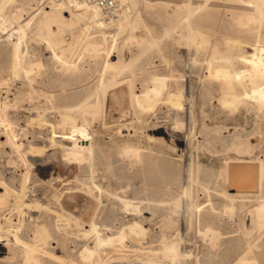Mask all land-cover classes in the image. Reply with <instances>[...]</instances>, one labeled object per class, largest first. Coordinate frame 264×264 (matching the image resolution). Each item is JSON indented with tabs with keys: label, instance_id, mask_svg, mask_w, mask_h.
Instances as JSON below:
<instances>
[{
	"label": "rangeland",
	"instance_id": "1",
	"mask_svg": "<svg viewBox=\"0 0 264 264\" xmlns=\"http://www.w3.org/2000/svg\"><path fill=\"white\" fill-rule=\"evenodd\" d=\"M51 1L6 0L3 5L12 25L0 33V91L5 90L7 100L1 108L19 144L23 143L25 157L6 142L0 124V183L5 185L0 184V234L12 241L5 218L13 216L11 221L23 242L13 243L12 258L0 264H99L110 256L141 261L154 251L158 252L155 259L165 260L160 253L162 235L166 242L176 241L177 264L212 263L215 256L213 264H236L240 258L264 264V229L254 226L250 212L259 198L236 199L231 212L227 210L231 202L222 196L225 158L264 161V108L242 98L249 81L242 80L240 86L230 76L252 66L253 48L264 53V20L248 27L239 25L238 17L251 13L241 9L239 0H129L136 20L120 29L113 44L103 42L102 34L87 19L74 27L55 24L51 28L55 31L48 35L39 23ZM252 29L257 32L251 33ZM193 31L205 34L207 42L186 41ZM45 35L54 42V49L46 45ZM19 44L24 55L14 75L11 56L2 57L1 51ZM52 52L61 58L54 59ZM106 60L115 68L106 67ZM37 64L41 65L23 75L24 69ZM154 78H165V86L151 102L152 108L142 110L137 101L146 104ZM92 105H99L95 114L85 110ZM63 114L76 118L82 126L67 133L58 124ZM35 116L45 125H38ZM32 118L37 122L30 124ZM258 128L261 134L249 136ZM226 129L237 130L243 141L248 139L257 146L240 154L219 150L223 145L214 140L223 141ZM35 145L43 147L40 157L30 156L29 148ZM68 147L80 150L82 162L64 158ZM25 159L33 164L42 160L46 166L27 169ZM4 187L9 193L2 199ZM262 193L264 196V186ZM131 197L138 211L125 210L121 199ZM132 220L144 227L141 236L128 237L123 246L104 248L98 261L88 262L80 256L83 247L95 244L97 235L104 237ZM207 227L221 236H203ZM30 245L48 254L31 250ZM4 255L0 249V257Z\"/></svg>",
	"mask_w": 264,
	"mask_h": 264
},
{
	"label": "bare ground",
	"instance_id": "2",
	"mask_svg": "<svg viewBox=\"0 0 264 264\" xmlns=\"http://www.w3.org/2000/svg\"><path fill=\"white\" fill-rule=\"evenodd\" d=\"M6 1V0H5ZM4 0H0V33L1 32H4V27L8 28L9 25H12V22L10 20H8V16L5 17L4 13H3V5H4ZM119 2L123 3V4H127L128 5V11L127 13L124 15V17L119 20L115 26L113 28H107L104 26L103 22H101V18H100V13H99V10L98 8L96 7V5L92 2H87V3H76V2H73L72 0H52L51 2V5L46 7L48 10H45L42 12L41 14V24L43 27H45L47 30H48V35H52L53 32L55 30H52V26H54L55 24L59 25V26H67V27H74L76 26L78 23H82V21L84 20H88L89 23L92 25V26H96V32H100L102 34V37L104 39L103 42H107V40H111L114 44L115 40H116V37L118 36L119 32H120V29H122L123 27H127V26H131L133 24L132 20H136V18H134V9H133V6L130 5L128 3L129 0H118ZM210 1V0H209ZM214 1V0H213ZM217 1V0H216ZM229 0H227V3H228ZM239 0V4L241 5V9H244V10H247L251 13H246L245 15H243V17H238L239 21V25L240 23L243 24V25H247L248 27V24L250 23H255V22H259L261 23L263 20H264V0H250L249 2H245V1H241ZM8 2V1H7ZM222 3V2H221ZM231 3V2H230ZM226 4V3H225ZM234 4V3H233ZM200 8V7H199ZM227 9V8H226ZM41 12V11H40ZM64 12L65 14L68 13V16H63L61 13ZM38 15V14H37ZM191 15V14H190ZM40 16V15H39ZM229 17V16H228ZM133 18V19H132ZM187 20V19H186ZM14 23V22H13ZM188 23V22H187ZM246 25L244 27H246ZM242 27V26H241ZM259 27H260V24H259ZM243 28V27H242ZM86 29V28H85ZM83 31V30H82ZM133 31V30H132ZM224 31V30H223ZM259 31V30H258ZM134 32V31H133ZM251 33H255L257 32V29H252L250 30ZM21 33L23 34V29L21 30ZM46 33V32H45ZM130 33V32H129ZM251 36V35H250ZM45 37L47 38L48 36L45 35ZM135 37V36H134ZM249 37V36H248ZM252 37V36H251ZM41 38V37H40ZM253 38V37H252ZM45 39V38H44ZM58 39V38H57ZM40 40V39H39ZM42 40V39H41ZM68 40V39H67ZM66 41V40H65ZM69 41V40H68ZM181 41V40H180ZM188 42L191 43H194V42H199L202 41L203 43H206V39H205V34H202L200 32H191L188 36H187V40ZM46 45L48 47H52L53 46L55 47L54 45V42L50 39V37L47 38V41L45 42ZM187 43V42H186ZM185 43V44H186ZM149 44V43H148ZM151 44V43H150ZM196 44V43H194ZM217 44V42H216ZM45 45V46H46ZM57 46V45H56ZM72 46V45H71ZM99 46V45H98ZM113 46V45H112ZM243 46V45H242ZM126 47V46H125ZM154 47V46H153ZM93 49H97V46H93L92 47ZM198 48V47H197ZM233 48V46H232ZM54 49V48H53ZM207 49V48H205ZM52 50V49H51ZM198 50V49H196ZM253 51L251 52V55H250V59L253 61H251V67L249 69H246V70H243V71H234L233 72V75L230 74V76H233L234 80H237L240 85V83L242 82V80L246 81L249 85V88L248 90H245L244 88V92L241 94L242 98L243 97H248L249 100H252L253 102H256L258 104V106L261 108H264V53L263 52H259L258 50H256V48H253L252 49ZM21 46L20 44L19 45H16V46H12L10 50H7L5 48L2 49L1 51V55L2 57H4V55H8V56H11V60H12V67L14 68V75H17V72H16V68H18L19 66H21V63H22V60H23V55L21 53ZM88 51V50H87ZM91 52V51H89ZM52 57L54 59H60L61 55L58 56L55 52H52ZM106 53V52H105ZM216 53V52H214ZM107 55V54H106ZM221 55V56H220ZM218 56L219 59L222 60L223 62V55L222 54H219ZM26 57V56H25ZM51 57V55H50ZM133 57V56H132ZM213 58H216V55L214 54V56H212ZM124 58V56H123ZM3 59V58H2ZM108 60V56L106 58ZM235 59V58H234ZM243 59V58H242ZM9 60V58H8ZM106 60V67H113L115 68V65H113L111 62H108ZM213 61L215 59H212ZM211 60V61H212ZM218 60V59H217ZM225 60V58H224ZM230 60V59H229ZM233 60V58L231 59ZM209 61V62H211ZM220 62V60H218ZM217 61V62H218ZM226 61V60H225ZM27 62V61H26ZM228 62V60H227ZM8 63V62H7ZM25 64V63H24ZM34 64V63H33ZM36 64V63H35ZM76 64V63H75ZM225 64V62H224ZM227 64H230V63H227ZM233 64V62H232ZM232 64L230 66H232ZM41 64H37L35 66H28L29 68L26 70V71H22L23 75H27L29 74L33 69H35L34 67H39ZM226 65V64H225ZM11 66V65H10ZM1 67V66H0ZM219 67H222V64L221 66ZM10 68V67H9ZM26 68V67H25ZM12 70V68H10ZM218 69V68H216ZM10 70V71H11ZM48 72V71H47ZM228 72V71H227ZM36 73V71H35ZM52 74V72H50ZM50 74V76H51ZM55 74V73H54ZM221 74V75H220ZM218 73V75L222 76L224 74L222 73ZM228 75V74H227ZM227 75H224V78H226ZM11 76L13 77L12 75V72H11ZM48 76V75H47ZM55 76V75H54ZM229 76V75H228ZM49 77V76H48ZM47 77V78H48ZM49 79V78H48ZM60 79V77H59ZM113 79V78H112ZM155 79V78H154ZM80 80V79H79ZM26 81V80H25ZM48 81V80H47ZM55 81V80H53ZM60 81V80H59ZM67 81V80H66ZM69 81V79H68ZM74 81V79H73ZM72 81V82H73ZM52 82V81H51ZM62 82H65L62 81ZM31 83V82H30ZM54 83V82H53ZM61 83V82H60ZM58 83V84H60ZM70 83V81H69ZM126 83V82H125ZM124 83V84H125ZM48 84H51L48 82ZM54 85V84H53ZM52 85V86H53ZM56 85V84H55ZM119 85V84H118ZM65 86V85H64ZM121 86V85H120ZM165 86V78H162V79H155V84H154V88H152L151 90H149L146 94V104L145 102L143 103L142 101L139 102L137 101L138 105L142 108H146L149 110V108H152L151 106V102L154 101V98H156L160 92L162 91V89L164 88ZM241 86V85H240ZM50 87V86H49ZM54 87V86H53ZM245 87V86H244ZM59 88V87H58ZM100 89V88H99ZM184 89V88H183ZM5 91V90H4ZM4 91H0V124L3 125V133L5 134V139H6V142H8L12 148H15L17 149L16 151L21 155L23 156V158L25 157V154L23 153L22 154V145L23 143H20L19 144V140L16 139V138H19L18 136H14L16 134V131H14L12 129V127L10 126V123H8L6 117L2 114V108H3V104H5L4 102ZM116 91V90H115ZM183 92V90H182ZM15 93V92H14ZM18 93V92H17ZM123 93V91H122ZM126 93V92H125ZM127 94V93H126ZM224 94V92H223ZM222 94V95H223ZM230 94V93H228ZM111 95V94H110ZM116 95V93H115ZM119 95V94H118ZM172 95L171 94V97L169 95V97L171 98L172 100ZM181 95V93L179 94ZM237 95V94H236ZM29 96V95H28ZM114 96V95H113ZM122 96V94H121ZM119 95V97H121ZM126 96V95H125ZM137 96V95H136ZM174 96V95H173ZM17 97V96H16ZM112 97V95H111ZM129 97V96H128ZM180 97V96H179ZM240 97V96H237V98ZM33 98V97H32ZM116 98V97H115ZM123 98V97H122ZM169 98V99H170ZM178 98V97H176ZM175 99V98H174ZM180 99V98H179ZM192 99V98H191ZM233 98H230V100H232ZM241 99V98H240ZM247 99V100H248ZM35 100V98H34ZM47 100V99H46ZM129 100V99H128ZM138 100V99H137ZM177 100V99H175ZM229 100V101H230ZM7 101V100H5ZM13 101V100H12ZM44 101V100H43ZM173 101V100H172ZM172 101H168V102H172ZM235 101V99H234ZM129 102V101H128ZM165 102V101H164ZM32 103V102H31ZM30 104V103H29ZM118 104V103H117ZM153 104V103H152ZM192 104V103H191ZM45 105V104H44ZM43 105V106H44ZM121 105V104H120ZM188 105V104H187ZM18 106V105H17ZM24 106V105H23ZM98 106L99 105H92V106H86L85 107V110L86 112H89V113H92V114H95L97 113L98 110ZM118 106V105H117ZM192 106V105H191ZM2 107V108H1ZM42 107V106H41ZM38 108V107H37ZM78 108V107H77ZM84 108V107H83ZM4 109V108H3ZM76 109V108H75ZM118 109V108H117ZM125 109V108H124ZM181 109V108H179ZM15 110V109H14ZM45 110V109H44ZM68 110V109H66ZM37 111V110H36ZM64 110H62L63 112ZM70 111V110H68ZM175 111V110H174ZM173 111V112H174ZM16 112V111H15ZM34 112V111H33ZM192 112V111H191ZM30 113V112H29ZM32 113V112H31ZM45 113V112H44ZM88 113V114H89ZM43 114V113H42ZM90 114V115H92ZM84 116V113L83 115ZM81 116V117H82ZM157 116V115H156ZM34 117V116H33ZM36 117V116H35ZM52 117V116H51ZM131 117V116H130ZM50 118V116H49ZM136 118V117H135ZM263 118V117H262ZM36 119L38 120V122L36 121ZM35 118H32L30 119V124L33 123V120H35L37 123H39L38 125L40 126H43L45 124L44 123V120L41 119V117H36ZM83 119V118H82ZM93 119V118H92ZM26 120V119H25ZM51 120V119H50ZM84 120V119H83ZM82 120V121H83ZM200 120V119H199ZM47 121V119H46ZM45 121V123H46ZM49 121V120H48ZM93 121V120H92ZM165 121V120H163ZM84 122V121H83ZM200 122V121H199ZM35 123V122H34ZM82 123V122H81ZM81 123L79 124V121L70 116V115H62V117L60 116V121H58V124L59 126L63 127L65 129V131L67 133H72L73 130H75L76 126L78 125H81ZM85 123V122H84ZM83 123V124H84ZM161 123V122H160ZM198 123V122H197ZM86 124V123H85ZM118 124V123H117ZM122 124V123H121ZM174 124V123H173ZM120 125V124H119ZM205 125V124H204ZM255 125V124H254ZM82 126V125H81ZM79 127L80 129L83 128V127ZM85 126V125H84ZM177 126V125H175ZM179 126V125H178ZM177 126V127H178ZM88 127V126H86ZM176 127V128H177ZM215 127V126H214ZM256 127V126H255ZM174 128V129H176ZM90 129V127H89ZM178 129V128H177ZM198 129V128H197ZM86 130V129H85ZM127 130V129H126ZM192 130V129H191ZM227 130V129H226ZM51 131V130H50ZM76 131V130H75ZM79 131V130H77ZM165 131V130H164ZM223 131V130H222ZM243 131V130H242ZM257 132L254 133V134H251L249 136H257L259 134H261V130L258 128L256 130ZM122 132V131H121ZM159 134H161L160 132L161 131H158ZM157 132V133H158ZM166 132V131H165ZM224 132H227L226 135H223V141H222V138L220 139L219 137L216 138L214 140V142L216 144H222V148L219 149L223 152H234V153H243V151H251V150H254L253 148H255L257 146V144H252L250 142V140L248 141V139H246L245 141L242 140V133L238 132L237 130H227V131H224ZM37 133V132H36ZM75 133V132H74ZM85 135V132H83ZM93 132H91L92 134ZM191 133V131H190ZM189 133V134H190ZM209 133V131H208ZM35 134V133H34ZM38 134V133H37ZM66 134V133H65ZM77 134V133H76ZM86 134H88L86 132ZM94 134V133H93ZM246 134V133H245ZM23 135V134H22ZM26 135V134H25ZM41 135V134H40ZM74 136V134H72ZM165 135V134H164ZM162 135V136H164ZM168 135V133H167ZM35 136V135H34ZM37 136V135H36ZM66 136V135H65ZM89 136V135H88ZM170 136V135H169ZM47 137H49L47 135ZM84 137V136H83ZM149 137V136H148ZM159 137V136H158ZM158 137L156 138L155 137V140L158 139ZM168 137V136H167ZM222 137V135H221ZM37 138V137H35ZM152 138V137H151ZM160 138V137H159ZM165 138V137H164ZM191 138V136H190ZM25 139V138H24ZM45 139V138H44ZM83 139V138H82ZM88 139V138H87ZM174 139V138H173ZM260 139V138H259ZM35 140H40L39 139H35ZM160 140H163V138H160ZM171 140V138H170ZM188 140V139H187ZM192 140V138H191ZM159 141V140H158ZM157 141V142H158ZM41 142V141H40ZM46 142V141H45ZM81 142V141H80ZM162 142V141H160ZM164 142V141H163ZM187 142V141H186ZM190 142V141H189ZM31 143V142H30ZM39 143V142H38ZM163 144V143H162ZM4 146V145H3ZM168 146V145H167ZM176 146V145H175ZM213 146V145H212ZM215 146V145H214ZM170 147V146H169ZM218 147V146H217ZM259 147V145H258ZM42 148L43 147H39L38 145H35V146H31L29 148V152H30V156L32 157H40V153L42 152ZM172 148V147H170ZM89 149V148H88ZM175 149V148H173ZM68 151L65 152V159L66 157H68V159L70 161H72L73 159L74 160H79L80 162H82V158H83V155L80 153V150L79 149H76V148H73V147H68L67 149ZM11 151V150H10ZM172 151V150H171ZM15 152V150H14ZM28 152V151H27ZM126 152V151H125ZM138 152V151H137ZM211 152V151H210ZM220 152V151H218ZM127 153V152H126ZM215 153V152H214ZM125 154V153H124ZM136 154V152L134 153ZM217 154V153H216ZM127 154H125L126 156ZM128 157V156H127ZM72 160H71V159ZM38 159V158H36ZM35 159V160H36ZM66 159V160H68ZM13 160V159H12ZM44 160V159H43ZM32 161V160H31ZM38 161V164H41V165H44L46 166V163L42 162V160H36ZM35 161V162H36ZM84 161V160H83ZM40 162V163H39ZM24 163H27V169H34V170H37V168L39 167L38 164H33V163H30V162H26V159H25V162ZM76 164V163H75ZM225 189L222 193V196H224L226 199H229V201L231 202V206L227 209L228 211H233L234 209V200L236 199H242V200H245V199H251V198H259L257 200V203L255 204V206L253 205L251 208V214H252V222L254 224V226L257 228V229H264V196L262 195V191H263V186H264V161L262 160H251V159H244V158H241V157H230V155L225 158ZM3 169V168H2ZM31 169V170H32ZM39 169H42L39 168ZM7 171V170H6ZM41 171V170H40ZM28 174V171H26V174ZM24 175V177L26 178V176ZM91 175V174H90ZM120 176V175H119ZM23 177V178H24ZM24 180V179H23ZM26 180V179H25ZM25 180L23 181L22 183V187L23 185L25 184ZM52 181V179L50 180ZM82 181V180H81ZM37 182V181H36ZM77 182V181H76ZM95 183V182H94ZM2 184L3 186H5L3 183H0ZM5 191H4V194L1 195L3 198L2 199H5L7 198V194L9 193L8 189L6 187H4ZM98 189V187H97ZM102 190V189H101ZM111 190V189H110ZM19 191V190H18ZM21 191V190H20ZM99 191V189H98ZM116 192V191H115ZM133 192V191H132ZM152 192V191H151ZM134 193H136L134 191ZM17 194V193H16ZM109 194V193H108ZM115 194V193H114ZM138 194V193H137ZM151 194V193H150ZM155 194V193H154ZM86 195V194H85ZM147 195V194H146ZM153 195V194H152ZM158 195V194H157ZM14 196V195H13ZM17 197L15 198H19L20 196V193H18L16 195ZM12 197V196H11ZM127 197V196H126ZM125 197V198H126ZM147 197V196H146ZM154 197H156V194L154 195ZM149 198L152 199V197L150 196ZM148 198V199H149ZM19 199H17L18 201ZM150 200V199H149ZM154 200V199H153ZM121 201L123 202V204L125 205V210L127 209H133V211H138V206L137 205H133L135 204L134 202L136 201H133V197H131V199H121ZM179 201V200H178ZM178 201H174V202H177ZM173 202V203H174ZM150 203L149 201L147 202V204ZM209 203H210V200H209ZM3 204V203H2ZM33 204V203H32ZM36 204V202L34 203V205ZM139 204V203H138ZM154 204V203H153ZM152 204V205H153ZM37 205V204H36ZM35 205V206H36ZM155 205V204H154ZM21 206H23V204H21ZM25 206V205H24ZM27 206H32V205H27ZM26 206V207H27ZM151 206V205H149ZM25 207V208H26ZM29 207V208H30ZM34 207V206H33ZM145 207V206H144ZM143 207V209H144ZM199 207V206H198ZM213 207V205H212ZM28 208V207H27ZM32 208V207H31ZM190 208V207H189ZM215 208V207H213ZM212 208V209H213ZM114 209V208H113ZM147 211V205H146V208H145ZM154 209H156V207H154ZM153 209V211H154ZM175 209V208H174ZM199 209V208H198ZM197 209V210H198ZM25 210V209H24ZM115 210V209H114ZM176 210V209H175ZM196 210V209H195ZM226 210V211H227ZM116 211V210H115ZM114 211V212H115ZM128 211V210H127ZM150 211V209H149ZM147 211V213L149 212ZM132 212V211H131ZM198 212V211H197ZM130 213V212H129ZM141 213V212H140ZM152 214V208H151V212ZM158 213V212H157ZM173 213V212H172ZM16 214V213H15ZM134 214V212H133ZM136 214V213H135ZM232 214V213H231ZM20 215V214H19ZM31 215V214H30ZM162 215V214H161ZM17 216V215H15ZM135 216V215H134ZM140 216V215H139ZM142 216V215H141ZM7 217V216H6ZM11 217L13 216H10L8 218H5V221L8 223L9 225V231L11 233V238H12V242L11 240H9L8 238L5 239V236H3L2 234H0V249L4 250V257H0V261H4V260H9L11 259V255L14 248L12 247L13 246V243L15 244H23V242L21 241L20 237L17 235L16 231H15V227L11 221ZM151 217V216H149ZM19 218V217H18ZM53 218V217H51ZM146 218V217H145ZM250 218V217H249ZM55 219V218H54ZM108 219V218H107ZM140 219V218H139ZM144 219V217H143ZM3 220V219H2ZM95 220V219H94ZM1 221V220H0ZM4 221V223H6ZM59 221V220H57ZM138 221V220H137ZM3 222V221H2ZM19 222V221H18ZM21 222V221H20ZM25 222V221H24ZM55 222V221H54ZM6 223V224H7ZM22 223V222H21ZM28 223V222H27ZM60 223V221H59ZM14 224H17L14 223ZM64 224V223H63ZM93 224V223H92ZM91 224V225H92ZM124 224V223H123ZM121 224V225H123ZM2 224H0L1 226ZM5 225V224H4ZM94 225V224H93ZM92 225V226H93ZM3 226V225H2ZM25 226V225H24ZM78 226V225H77ZM88 226V225H87ZM86 226V227H87ZM103 226V225H102ZM58 227V226H57ZM61 227V225L59 226ZM106 227V226H105ZM3 228V227H2ZM43 226L39 229H42ZM83 229V228H82ZM4 230V229H3ZM45 230V229H43ZM84 230V229H83ZM96 230V229H95ZM94 230V231H95ZM51 231V230H50ZM58 231V229H57ZM107 231V230H106ZM145 231L144 227H142V225L138 224L137 222H135L134 220L130 221L127 225H123L121 226V229H119L118 231H110V233H107V235H105L104 237H100L99 235L96 236V239H95V244H93V246H85L83 247V249L80 251V256H82L84 258V260L88 261V262H94V260L96 259L97 261L100 260V253H102V250L104 248H109V247H112V246H123L125 245L126 243H128V237L130 238V240H132L135 236H141L143 234V232ZM2 232V231H1ZM9 233V234H10ZM43 233L41 232V239L44 240V236L42 235ZM46 234V232L44 231V235ZM48 234L49 231H48ZM82 234V233H81ZM93 234V233H92ZM203 236H210L214 239H216V236L220 235L218 234V232H216L213 227H207L206 229L203 230V232L201 233ZM39 235V234H38ZM47 235V234H46ZM84 235V233H83ZM40 236V235H39ZM221 236V235H220ZM162 237L165 239V236L162 235ZM161 236L158 237V238H162ZM162 238L161 241V247L162 249L160 250V253L161 255L165 258V260H158V259H155V256L158 255V252H152L149 256H147L146 258H143L141 261L144 262L145 264H164L165 262H167L168 264H177L176 262V255H177V246H176V241L174 240H170L169 242H166L164 239ZM218 239V237H217ZM42 240V243L44 242ZM136 240V238H135ZM260 240V239H259ZM215 241V240H214ZM218 241V240H217ZM139 242V241H138ZM216 242V241H215ZM131 244V243H130ZM134 245V244H133ZM214 245V244H213ZM31 246V245H30ZM135 246V245H134ZM133 247V246H132ZM215 247V246H214ZM13 248V250H12ZM28 248V247H27ZM31 250H34V251H37L36 249H38V246H31L30 247ZM129 248V247H128ZM12 250V252H11ZM39 250V249H38ZM249 250V249H248ZM10 251V253H9ZM40 252H42L45 256V254H48L46 251H44L43 249L39 250ZM132 251V250H131ZM251 251V250H250ZM39 252V253H40ZM104 252V251H103ZM151 252V251H150ZM38 253V252H37ZM41 253V254H42ZM126 254V253H125ZM210 254V253H209ZM213 254V253H212ZM208 255V254H207ZM27 258L29 259L30 257L29 256H32V253H28L27 254ZM209 256V255H208ZM211 256V255H210ZM216 257V256H215ZM213 259V262L216 261L215 258ZM203 258V257H202ZM207 258V257H204V259ZM219 258H221L219 256ZM203 259V260H204ZM209 261H211L212 259L210 257H208ZM207 259V260H208ZM211 259V260H210ZM223 259V257H222ZM11 261V260H10ZM220 261V259H219ZM103 262V261H102ZM102 262H99V264H102ZM213 262H205L204 264H213ZM256 263V262H255ZM215 264V263H214ZM236 264H254V262H249L247 263L244 259L240 258L238 260V262Z\"/></svg>",
	"mask_w": 264,
	"mask_h": 264
},
{
	"label": "built area",
	"instance_id": "3",
	"mask_svg": "<svg viewBox=\"0 0 264 264\" xmlns=\"http://www.w3.org/2000/svg\"><path fill=\"white\" fill-rule=\"evenodd\" d=\"M76 3L92 2L99 10L101 22L107 28H113L115 24L121 20L128 11V5L118 0H72ZM102 264H145L142 261L133 258H116L108 257ZM164 264H168L165 262Z\"/></svg>",
	"mask_w": 264,
	"mask_h": 264
}]
</instances>
